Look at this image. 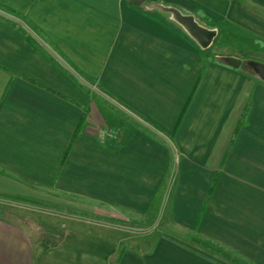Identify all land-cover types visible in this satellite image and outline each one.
I'll use <instances>...</instances> for the list:
<instances>
[{"label":"crops","instance_id":"1","mask_svg":"<svg viewBox=\"0 0 264 264\" xmlns=\"http://www.w3.org/2000/svg\"><path fill=\"white\" fill-rule=\"evenodd\" d=\"M226 38L264 62V0H0V264H223L192 232L264 264V82Z\"/></svg>","mask_w":264,"mask_h":264},{"label":"water","instance_id":"2","mask_svg":"<svg viewBox=\"0 0 264 264\" xmlns=\"http://www.w3.org/2000/svg\"><path fill=\"white\" fill-rule=\"evenodd\" d=\"M147 9L157 10L166 14L172 22L179 26L203 50L208 49L217 36L218 30L216 27L200 23L193 14L183 13L175 6L154 2L148 4ZM222 60L235 68L239 67L242 61L235 56H222ZM245 63L264 82V62L247 60Z\"/></svg>","mask_w":264,"mask_h":264},{"label":"rangeland","instance_id":"3","mask_svg":"<svg viewBox=\"0 0 264 264\" xmlns=\"http://www.w3.org/2000/svg\"><path fill=\"white\" fill-rule=\"evenodd\" d=\"M226 41H228V43L230 44L229 46H230V48H232V49H229V50H231V52H233V51H237V52H233V53H235L236 55H238V56H240V59H241V57H249V56H251V57H249L250 59H247V60H255V61H263L261 58H258L259 56H257L258 55V53H257V51H256V48H254V47H251V44H247V43H250V42H247L246 41V43H243V41L242 42H240V41H237V40H235V38L234 39H232V38H226L225 39ZM223 41H224V39H223ZM254 41H256L255 43H260V42H258L257 40H254ZM259 45V44H258ZM257 45V46H258ZM236 48V50H234ZM247 51H246V50ZM258 50V49H257ZM239 51H242V52H240L239 53ZM220 55L221 56H223V54H221L220 53ZM224 56H232V55H224ZM237 57V56H236ZM244 61V60H243ZM243 67H245V68H247V69H249L250 70V68L246 65V63H244L243 65H242ZM251 71V70H250ZM92 93H94L95 94V92L92 90ZM34 217V216H33ZM45 218H47V217H45ZM64 219L63 218H60V221H63ZM47 220L46 219H44V222H46ZM128 225H132L133 227H136V223L134 224H128ZM138 227H140L139 225H138ZM137 228V227H136ZM143 231H140V230H137V231H134V232H132V231H130V232H126V234H129V235H126L125 234V236L126 237H129V238H143V235L141 234ZM141 234V235H140ZM151 235H152V233H150ZM154 235L155 236H157V234H156V232L154 231ZM153 235V236H154ZM190 236H191V239H195L196 237L195 236H199L197 233H191L190 234ZM200 237V236H199ZM202 238V237H201ZM125 240H127V239H125ZM195 241V240H194ZM195 243H197L198 244V247H199V249H201L202 248V250L204 251H207L208 253H209V255L211 256V257H214L213 259H216V260H222V261H224L223 262V264H243V263H241V262H239L238 260H236V256L235 255H237L238 257H241V258H243V259H245L247 262H248V264H252L249 260H247L245 257H243L242 255H240L239 253H237L236 251H234V250H232V249H230V248H228V247H225V246H223V247H225L228 251H230L231 253H233V255L231 254H229V253H224V252H219V251H216V250H213V249H211V248H209L208 246H205L204 244H202V243H198V242H195ZM220 245V244H219ZM222 246V245H221ZM235 254V255H234ZM246 264V263H245Z\"/></svg>","mask_w":264,"mask_h":264},{"label":"trees","instance_id":"4","mask_svg":"<svg viewBox=\"0 0 264 264\" xmlns=\"http://www.w3.org/2000/svg\"><path fill=\"white\" fill-rule=\"evenodd\" d=\"M214 46L216 47V49H218V48H221L222 47V42H220L219 40H217L216 41V43L214 44ZM216 56V57H215ZM215 56H212L213 57V59L215 60V61H218V62H223L221 59H220V54H218V55H215ZM246 58V57H245ZM248 58V57H247ZM77 81V80H76ZM78 82V81H77ZM196 238L195 239H193V240H195V242H200V243H202V244H204L205 246H208L209 248H211V249H213V250H216V251H219V252H224V253H229L230 255L232 254L233 255V253H231L230 251H228L225 247H223V246H221V245H219L218 243H216V242H213V241H210V240H208V239H205V238H201V236L199 237V236H195ZM235 255V254H234ZM236 256V260H238L239 262H241V263H243V264H248V262L245 260V259H243V258H241V257H238L237 255H235Z\"/></svg>","mask_w":264,"mask_h":264}]
</instances>
